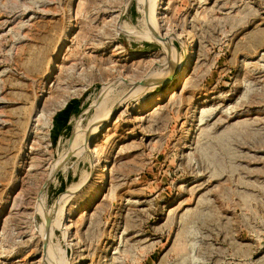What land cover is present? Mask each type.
<instances>
[{
    "label": "rangeland",
    "instance_id": "374dc122",
    "mask_svg": "<svg viewBox=\"0 0 264 264\" xmlns=\"http://www.w3.org/2000/svg\"><path fill=\"white\" fill-rule=\"evenodd\" d=\"M56 263L264 264V0H0V264Z\"/></svg>",
    "mask_w": 264,
    "mask_h": 264
},
{
    "label": "bare ground",
    "instance_id": "6f19581e",
    "mask_svg": "<svg viewBox=\"0 0 264 264\" xmlns=\"http://www.w3.org/2000/svg\"><path fill=\"white\" fill-rule=\"evenodd\" d=\"M154 3V2H153ZM154 5V4H153ZM69 12H70V9H69ZM72 12V11H71ZM70 14V13H69ZM153 19V18H152ZM69 20V19H68ZM73 27V24L70 23L69 25V28L64 32V37H63V40L60 44V46L57 48L56 50V56L51 59V62H50V67L48 68V71L46 72L45 74V77L44 79L47 80L49 77L52 76V74L54 73V70H55V63H57L58 61V58H57V55L59 54V52L65 48V44L70 41L69 40V34L68 32H70V30L72 29ZM73 30V29H72ZM162 43H164L163 41H161ZM166 42V41H165ZM161 44V43H160ZM168 44V43H166ZM165 46V43L163 45V47ZM168 47V46H166ZM190 48V51H186L184 56L182 57L181 60H178L177 63H174L172 66H170L169 68V71L166 75V79L171 77V79L169 80V82H167L166 86L160 91V94H165V93H169L171 90H173L174 87H177L178 83H180L183 78L186 76V74L188 73L189 71V63L192 61L193 59V51H192V48H193V45H192V42L189 41V45L186 47V49ZM168 49V48H167ZM169 51V50H168ZM167 54V52H166ZM169 55V54H168ZM191 58V59H190ZM173 60V59H172ZM173 61H171L172 63ZM192 63V62H191ZM57 67V66H56ZM56 71V70H55ZM48 83V81H47ZM145 83V82H144ZM43 84V83H42ZM150 86V85H149ZM148 86V87H149ZM46 87V86H45ZM49 87V86H47ZM153 87V86H152ZM151 88V87H150ZM138 89V88H137ZM43 90V89H42ZM44 91V90H43ZM46 91V90H45ZM38 97V96H37ZM42 97V96H41ZM151 100V99H150ZM155 101H158L157 99L154 100ZM153 102V100L151 101ZM119 105V104H118ZM117 106V105H116ZM141 110L144 109V107H141L140 108ZM140 110V111H141ZM108 114V115H107ZM107 114H105V116L103 117V119L101 118L98 122H94L92 127L90 128V130H88L85 134V136L81 138L80 142H79V145H81L83 147V149H86V153L88 156V158L93 162L96 158V155L97 154V149H96V146L97 144H94V147H91L90 145V139L91 137L94 135V134H98L100 133L101 131H103V128L104 126H106L108 123H109V118H110V112H107ZM107 115V116H106ZM39 120V119H38ZM88 128V127H87ZM34 131V130H33ZM106 131V130H105ZM28 137V135H27ZM80 139V138H79ZM27 141V139H25V142ZM28 142V141H27ZM77 147V146H76ZM74 148V147H73ZM78 148V147H77ZM81 148V147H80ZM26 149V148H24ZM25 153V152H24ZM96 155V156H95ZM23 156V155H22ZM26 156V155H25ZM24 162V161H23ZM19 171H21V168L16 172L18 173ZM100 176H99V179H100V186L93 191V193L90 195V199H88V203H90L93 199H95L96 197L100 196V195H103L102 193V190H103V187H104V184H105V176L108 172V167H106V164L102 165L101 166V169H100ZM16 173H15V180H16ZM61 211V210H60ZM60 213V212H59ZM62 213V212H61ZM56 216V215H55ZM60 222H58L59 224ZM59 227V225H58ZM67 230V228H65ZM50 230V229H49ZM4 255V254H3ZM63 258V257H62ZM56 259V258H55ZM51 262V261H50ZM57 264V263H56ZM61 264V263H60Z\"/></svg>",
    "mask_w": 264,
    "mask_h": 264
}]
</instances>
